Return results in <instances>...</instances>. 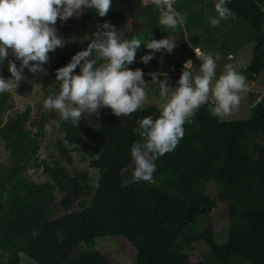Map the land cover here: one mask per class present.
<instances>
[{
  "label": "trees",
  "instance_id": "16d2710c",
  "mask_svg": "<svg viewBox=\"0 0 264 264\" xmlns=\"http://www.w3.org/2000/svg\"><path fill=\"white\" fill-rule=\"evenodd\" d=\"M215 2L176 1L175 11L187 20L174 33L159 28L152 0H113L104 17L85 10L60 20L57 34L66 43L49 53L47 72L26 71L45 88L42 99L57 93L55 69L108 21L122 37L134 34L142 44L149 33L156 39L173 34L181 53L161 50L144 64L139 57L150 50L141 45L137 51L129 67L141 68L146 78L153 72L168 78L166 63L180 75L185 59L199 61L194 49L225 62L250 44V60L237 70L246 83L256 80L264 71V0H227L234 18L211 26ZM7 61L0 66L5 78ZM247 92V117L218 119L202 105L175 149L156 159L151 181L139 182L132 181L130 148L141 138L132 129L139 118L158 116L157 105L143 104L121 118L104 107L92 115L96 122L82 118L76 127L42 103L9 115L11 93L0 94V142L7 153L0 162V264H21L23 255L36 264H111L94 247L106 236L126 239L136 264H264V93ZM78 149L98 171L95 183L88 171L68 167ZM217 203L226 209L216 233L207 217ZM223 233L226 240L219 242ZM198 242L207 248L199 258L192 255Z\"/></svg>",
  "mask_w": 264,
  "mask_h": 264
},
{
  "label": "clouds",
  "instance_id": "9594fccd",
  "mask_svg": "<svg viewBox=\"0 0 264 264\" xmlns=\"http://www.w3.org/2000/svg\"><path fill=\"white\" fill-rule=\"evenodd\" d=\"M113 0H0V66L8 59L7 78L0 75V94L16 93L28 72L46 73L49 53L63 47L66 40L57 34V20L79 17L85 10H94L104 17ZM158 10L157 23L162 31L175 32L186 23L187 17L173 9L174 0H152ZM215 16H209L211 26L234 18L227 0H216ZM86 47L75 52L63 66L55 69L59 91L43 99L44 110H54L62 121L78 122L98 114L107 107L118 116H127L142 106L150 83L159 85V115L139 118L133 133L141 139L130 148L134 163L132 181H151L156 171V159L175 149L184 135L185 123H191L202 105L216 118H224L238 108L241 94L249 90L246 77L236 65L225 64L217 76L218 56L194 49L200 61L197 67L191 58L183 62L175 85L157 73L145 80L144 72L129 67L137 58L141 45L150 51L139 57L148 64L157 52L171 53L177 40L171 36L149 38L141 43L134 34L122 37L116 26L108 21L99 23L91 35H85ZM17 61L19 64H17ZM79 71H75L76 69ZM211 99V103L210 102ZM33 235H36L35 231Z\"/></svg>",
  "mask_w": 264,
  "mask_h": 264
},
{
  "label": "rangeland",
  "instance_id": "374dc122",
  "mask_svg": "<svg viewBox=\"0 0 264 264\" xmlns=\"http://www.w3.org/2000/svg\"><path fill=\"white\" fill-rule=\"evenodd\" d=\"M178 0H174V3ZM174 9V7H173ZM175 10V9H174ZM74 18V17H73ZM61 22L58 19L55 27L56 29H60L61 27ZM139 28V27H138ZM228 27H222V31L225 33L227 32ZM137 30V29H136ZM173 34L171 33L170 36ZM187 34H184L183 38H186ZM178 46V44H177ZM175 47L174 51L181 53L179 47ZM252 45L247 44L239 48L234 55L228 56L227 58L229 59L228 61H222L221 59H217L216 64V72L217 76L221 74L224 71V66L225 64H229L232 62V64L236 65V67H245L249 60H250V50H251ZM195 52V51H194ZM51 53V52H50ZM187 58V57H186ZM8 59H14L12 54L10 53L8 56ZM194 62V64L198 67L199 66V61L196 62L194 58H191ZM187 60V59H185ZM184 60V61H185ZM229 62V63H228ZM17 64L19 62L17 61ZM168 68L167 74L170 75L168 77V82L170 85H175L177 79L179 78V74L175 73L172 68L166 63ZM46 66V65H45ZM166 66V67H167ZM46 68V67H45ZM47 69V68H46ZM37 74H42V73H37ZM150 73L146 74L149 75ZM24 75L27 77V79L22 80L19 84V87L16 90V93L13 92L11 93V98H12V108L9 111V115L13 114L15 111H20L25 108V106L29 103H31L32 110L36 109V104L37 103H42L43 99L41 98V93L45 91V88H42L41 85H36L30 78L29 74L24 69ZM33 76V73L31 74ZM145 80H150V77H144ZM166 79V78H165ZM248 84L249 90L248 91H253L256 93H264V71L258 76V78L254 81H251ZM250 99L251 96L246 93L241 94V100L240 104L237 109H235L230 115L222 118L226 120H234L238 118H245L249 115L250 113ZM162 103V99L159 96V85L157 83H150L149 87L147 89V98L144 102V105L146 104H155L159 107V105ZM110 113L111 109H110ZM89 118H92V121L96 122L95 116H91ZM7 153L6 150L3 148L1 142H0V162L5 160ZM82 152L78 150H75L72 152V158L73 162L68 165V167L74 171L78 172L81 170L88 171V173L91 176L92 182L95 183L96 177L98 175V171L94 168H91L88 166L87 161L83 160L82 157ZM225 204L224 203H217L216 208L213 210V212L207 217V223L211 222L214 224V231L217 233L219 230H221V223L222 219L225 218ZM204 224V223H203ZM205 225V224H204ZM217 240L219 242H223L226 240V236L221 234L220 236H217ZM95 249H98L102 251L103 253L107 254L108 257L111 259V264H136L135 263V258H134V249L133 247L127 242L126 239H124L121 236H106V237H99L96 239V244H95ZM207 248L206 246L201 243H195L193 246V252L192 255H196L198 257V254L200 252L206 251ZM193 258V257H192ZM199 258V257H198ZM21 264H27L25 261L28 262V264H36L32 262L27 256L23 255L21 256Z\"/></svg>",
  "mask_w": 264,
  "mask_h": 264
}]
</instances>
